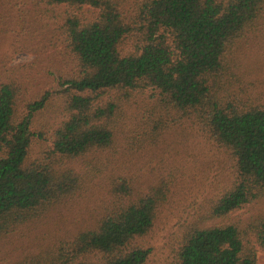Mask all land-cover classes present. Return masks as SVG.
Masks as SVG:
<instances>
[{
  "label": "trees",
  "instance_id": "1",
  "mask_svg": "<svg viewBox=\"0 0 264 264\" xmlns=\"http://www.w3.org/2000/svg\"><path fill=\"white\" fill-rule=\"evenodd\" d=\"M56 17L74 56L58 89L18 113L19 87L0 85V232L43 215L79 188L84 172L63 165L113 145L118 111L135 92H155L159 123L173 109L198 120L234 160L233 182L211 207V224L184 228L178 264H255L253 241L264 249V214L247 222H218L264 200V101L236 90L235 50L264 33V0H39ZM131 43L133 48L127 49ZM239 92H244L238 88ZM60 99L66 118L52 133V148L31 159L38 111ZM246 98V100L244 99ZM91 227L74 237L70 254L29 264H147L151 249L136 243L154 225L168 188L145 193L127 183ZM55 258V260L53 259Z\"/></svg>",
  "mask_w": 264,
  "mask_h": 264
},
{
  "label": "rangeland",
  "instance_id": "2",
  "mask_svg": "<svg viewBox=\"0 0 264 264\" xmlns=\"http://www.w3.org/2000/svg\"><path fill=\"white\" fill-rule=\"evenodd\" d=\"M62 12L56 7L42 13L39 0H0V85L13 82L19 87V114H26L28 104L46 91L55 93L58 77L74 70V56L55 17ZM261 31L251 38L250 34L235 50L234 62L237 92L249 100L264 101ZM126 48L133 46L129 42ZM154 95L152 90L135 92L118 111L112 146L64 160V166L84 172L80 188L40 217L0 232V264H29L33 258L70 254L78 232L92 227L122 196L114 190L117 185L127 183L133 192L145 193L159 182L167 185V197L157 209L151 230L136 243L151 249L147 264H178L185 226L214 221L211 207L232 184L235 162L198 120L173 109L164 113L159 122L163 126L154 134L159 120ZM66 115L56 98L36 113L33 129L43 137L33 138L32 160L51 150L52 133ZM260 214H264V200L216 221L247 222ZM253 244L255 264H264V249L256 241Z\"/></svg>",
  "mask_w": 264,
  "mask_h": 264
}]
</instances>
